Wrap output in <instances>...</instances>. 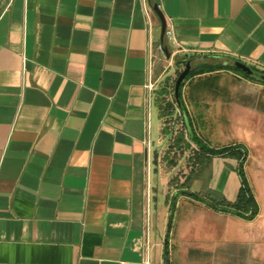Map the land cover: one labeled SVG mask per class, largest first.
<instances>
[{
  "label": "crops",
  "instance_id": "crops-1",
  "mask_svg": "<svg viewBox=\"0 0 264 264\" xmlns=\"http://www.w3.org/2000/svg\"><path fill=\"white\" fill-rule=\"evenodd\" d=\"M178 56L264 71V0H0V264H164L151 152ZM182 91L188 115L200 103L220 115L222 142L206 141L239 144L245 157L205 158L166 192L176 197L169 262L264 264V83L225 67L189 76ZM165 136L157 175L178 148ZM242 160L253 218L208 202L237 199Z\"/></svg>",
  "mask_w": 264,
  "mask_h": 264
},
{
  "label": "trees",
  "instance_id": "trees-1",
  "mask_svg": "<svg viewBox=\"0 0 264 264\" xmlns=\"http://www.w3.org/2000/svg\"><path fill=\"white\" fill-rule=\"evenodd\" d=\"M163 45H167V41L164 40ZM190 57H177V62L178 63H183L184 65L188 60H190ZM225 67L231 68L233 70H241L240 68H237L233 64H211V63H206V64H201V65H196L192 66L189 74L186 76L188 78L189 76L196 74V73H203V72H211V71H217L219 69H223ZM182 69L178 70L177 74L181 72ZM258 70V69H257ZM239 73V72H238ZM243 73L246 77H251V78H256L254 76H249L247 75L244 71ZM242 75V74H241ZM185 78V79H186ZM184 79V81H185ZM258 79V78H256ZM184 81L182 82L180 86V98H181V106L182 109L179 111L180 116H184L185 121H184V128L178 131L172 130L171 127L169 131V135L172 141L177 144L178 149L181 153H184L187 148H191V142L195 143L196 145L193 146L191 149L193 152L190 156V159L193 161V165L197 163H201L202 161L205 160L207 161L208 157L214 156V155H234L239 158L241 156L245 157V151L241 149L239 144H231V145H226V146H212L209 145V143L199 136L196 131L193 128L191 119L188 115L187 112V106L185 103V100L183 98V91H182V86L184 85ZM260 83H264V81L258 79ZM161 98L160 102L162 104V113L164 116V125L168 122L172 121H178V115L172 116L174 111L177 109L179 110L181 107L177 106L176 99L174 97H170L167 93H170V90H168L167 86H162L161 88ZM186 129V131L184 130ZM186 132H187V138H186ZM168 134V133H167ZM185 142V143H183ZM171 146H174L173 144ZM170 146V147H171ZM182 150V151H181ZM166 158L168 159L169 163H174V159L169 157V154L166 155ZM240 174L242 177V186L240 188L239 194L237 199L234 202H227L224 200H220L216 196H213L211 198V201H208L210 204H212L214 207H218L219 209H223L226 211H232L240 216L247 217V218H253L257 212H258V206L257 202L255 200L254 194L252 192V189L250 187V184L248 183V180L245 175V171L243 169V160L240 163ZM192 176H187L186 179L181 183L182 187L187 186V182L191 180ZM184 193H188L190 195H194L197 198L199 197L198 194L194 192H189L186 190H183ZM166 200H171L170 206H169V216H168V233H170L171 227H172V222L176 210V197L175 199L174 196H169V194L166 196ZM169 253L167 257V264H170L169 262Z\"/></svg>",
  "mask_w": 264,
  "mask_h": 264
},
{
  "label": "rangeland",
  "instance_id": "rangeland-1",
  "mask_svg": "<svg viewBox=\"0 0 264 264\" xmlns=\"http://www.w3.org/2000/svg\"><path fill=\"white\" fill-rule=\"evenodd\" d=\"M236 71L242 75H245L243 71H240V70H236ZM253 79H256V78H253ZM256 80L258 81V79ZM172 95L173 94H171V97ZM178 111H179L178 109L174 111L172 116L178 115ZM189 111H190L189 117L191 119L193 128L199 136H201L205 140L210 139L209 142H211L212 144H219L220 142H222V139H221L222 136L220 132L218 131L220 130V128H218V122L220 119V115L217 113V110L214 113L213 112L210 113L209 112L210 110L206 112V108H204L203 104L200 103L197 108L189 109ZM206 113H208L207 116H206ZM178 118L180 121L181 118H184V116L178 115ZM213 122L215 123L213 124ZM169 127L170 126L167 123L163 126L164 136L162 137V141L160 142L159 140H157L155 145L154 144L152 145V152H151L152 162H151V171H150V213L151 215L154 213L155 204L158 203L159 208H160V214H159L160 216L159 219L161 221L160 222V232H161L160 239L162 240V244L164 242V238L166 237L167 220H168V215H169V208L167 205L168 201L165 202L166 192L169 194L175 193L177 181H179L180 183L181 180H183V177L185 174L192 173L193 170L196 171L198 167L196 164H194V166L192 167L193 161L192 159L189 158L193 152L191 150L192 147L186 150L183 154L177 148L173 150L174 151L173 153L175 154V157L172 156L174 159V163H166L162 161V165H161L162 175L156 174L155 164H154V151L156 149L159 150L166 145L167 143L166 137L168 136H165V134L168 133L167 135H169V131H170ZM231 131L233 132L228 133V135L230 136L229 140H233L235 138V134L237 133L235 129H232ZM194 145L196 144L194 143ZM155 178L156 179L160 178L157 181V183L155 181ZM193 190H198V187H194ZM155 196L157 197L156 200H155ZM173 199H175V197ZM185 208H186L185 205H182L181 213L185 210ZM203 229L204 228H202L201 226L196 225V228L194 230L193 237H196L195 239L199 240V242H196L197 246L206 245V233L203 231ZM197 257H198L197 259L187 261V264H220L219 261L216 259L217 257L216 258L211 257L209 259H207L206 256L204 257L202 255L197 256Z\"/></svg>",
  "mask_w": 264,
  "mask_h": 264
},
{
  "label": "water",
  "instance_id": "water-1",
  "mask_svg": "<svg viewBox=\"0 0 264 264\" xmlns=\"http://www.w3.org/2000/svg\"><path fill=\"white\" fill-rule=\"evenodd\" d=\"M154 10L158 14V16L161 20V23H162L161 42L163 43L165 40L166 29H167L166 19H165L164 13L160 9L158 3L154 4ZM163 51L165 52L167 57L171 56V52H170L168 45L163 46ZM232 64L234 66H236L237 68H240L241 70H243L247 75L254 76V77L264 81V71L254 69L250 64H248L245 61H242L240 59H233ZM191 68H192L191 60H188L185 64L184 68L177 75L175 83H174L173 95L176 99V103L178 104V106L181 107L179 109V111L182 109L181 98H180V86H181L182 82L184 81V79L186 78V76L189 74ZM168 253H169V236H168V232H167V235L164 238V264H167Z\"/></svg>",
  "mask_w": 264,
  "mask_h": 264
},
{
  "label": "built area",
  "instance_id": "built-area-1",
  "mask_svg": "<svg viewBox=\"0 0 264 264\" xmlns=\"http://www.w3.org/2000/svg\"><path fill=\"white\" fill-rule=\"evenodd\" d=\"M166 37L170 40V38L172 37V30L171 29H166ZM163 44H161L159 47L160 49L163 50ZM150 86H152V83L150 84ZM173 93V91H172ZM178 115H180V112H178ZM184 121H185V118H181V120L179 121H172V122H168V125L172 128V130L174 131H178V130H181L183 129L185 126H184ZM186 131V129H184ZM187 132H186V138H187ZM195 146V145H194Z\"/></svg>",
  "mask_w": 264,
  "mask_h": 264
}]
</instances>
